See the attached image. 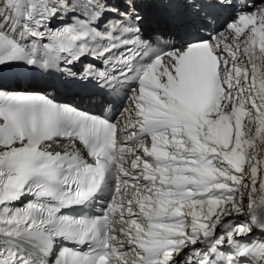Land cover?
<instances>
[{
	"label": "snow or ice",
	"instance_id": "obj_1",
	"mask_svg": "<svg viewBox=\"0 0 264 264\" xmlns=\"http://www.w3.org/2000/svg\"><path fill=\"white\" fill-rule=\"evenodd\" d=\"M0 264H264V0H0Z\"/></svg>",
	"mask_w": 264,
	"mask_h": 264
}]
</instances>
